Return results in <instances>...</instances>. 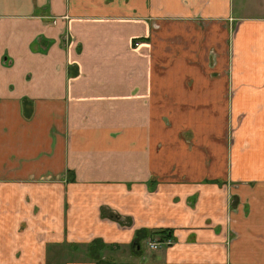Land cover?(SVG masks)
Instances as JSON below:
<instances>
[{"label": "crops", "instance_id": "1", "mask_svg": "<svg viewBox=\"0 0 264 264\" xmlns=\"http://www.w3.org/2000/svg\"><path fill=\"white\" fill-rule=\"evenodd\" d=\"M83 237L264 264V0H0V264Z\"/></svg>", "mask_w": 264, "mask_h": 264}, {"label": "rangeland", "instance_id": "2", "mask_svg": "<svg viewBox=\"0 0 264 264\" xmlns=\"http://www.w3.org/2000/svg\"><path fill=\"white\" fill-rule=\"evenodd\" d=\"M234 136V135H232ZM233 140V137H230V143L232 142ZM100 227V226H99ZM69 231H70V228H68ZM72 230V229H71ZM73 231V230H72ZM87 232H91L90 229H87L86 230ZM75 237V236H74ZM84 238V237H83ZM77 239V238H76ZM64 240V241H63ZM61 242H57V243H52L49 245V248H50V253L48 255V264H65V261H68L69 259H71L73 257V255H75V253L73 252L75 248H78L82 251V258H84V260H88V261H93V260H100V257H105V259L109 258L110 257V252H112L111 250V247H108V248H104V249H101L102 248V243L96 241L95 239L90 241L88 244L86 243V240L84 238V240L82 241L83 245H80L78 239L77 241L76 240H71V238H66V239H63ZM156 240H160V238L158 236H146V238H141V239H138L137 238V241L136 243L140 244L141 246V251L144 253V254H148V253H151L152 251L150 250L148 244L150 241H156ZM110 246V245H109ZM121 250L119 252H114V253H111L112 255L117 256V257H121L122 255H125V254H128V252L130 251V246L129 245H122L120 244L119 245ZM133 246V245H132ZM94 247L95 249H97V253L96 252H92L91 251V248ZM101 247V248H100ZM165 247V246H164ZM69 248H72V250L70 249V254H60V251H64L63 249H68ZM158 251V250H157ZM153 252H156V251H153ZM152 252V253H153ZM101 255V256H100ZM130 255V254H128ZM127 255V256H128ZM70 256V257H69ZM100 256V257H99ZM112 257V256H111ZM113 257V258H114ZM76 259V258H74ZM78 259V258H77ZM115 259V258H114ZM123 258H120L119 260L122 261Z\"/></svg>", "mask_w": 264, "mask_h": 264}, {"label": "built area", "instance_id": "3", "mask_svg": "<svg viewBox=\"0 0 264 264\" xmlns=\"http://www.w3.org/2000/svg\"><path fill=\"white\" fill-rule=\"evenodd\" d=\"M174 241L170 238L164 239L162 240H156V241H150L148 246L150 248L151 251H157L162 247H168L173 245Z\"/></svg>", "mask_w": 264, "mask_h": 264}, {"label": "trees", "instance_id": "4", "mask_svg": "<svg viewBox=\"0 0 264 264\" xmlns=\"http://www.w3.org/2000/svg\"><path fill=\"white\" fill-rule=\"evenodd\" d=\"M169 231L168 230H160L152 235L154 236H158L160 238V240H164V239H167L169 238ZM136 245H139L138 243H136ZM91 251L94 253L96 252L97 253V249H95L94 247L91 248ZM95 254V253H94ZM100 257V256H99Z\"/></svg>", "mask_w": 264, "mask_h": 264}]
</instances>
